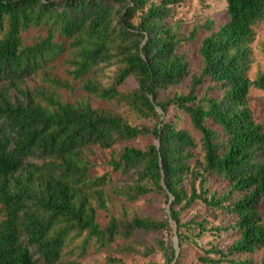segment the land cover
Here are the masks:
<instances>
[{
  "label": "trees",
  "instance_id": "1",
  "mask_svg": "<svg viewBox=\"0 0 264 264\" xmlns=\"http://www.w3.org/2000/svg\"><path fill=\"white\" fill-rule=\"evenodd\" d=\"M181 1L0 0V264H82L62 259L72 233L87 234L81 247L85 253L91 238L104 245L134 231L171 226L177 229L179 249L187 239L186 226L197 228L198 235L234 237L226 248L202 249L201 264H254L248 256L257 251L264 264L259 211L264 205V132L247 102L251 88L264 92L263 74L255 81L248 77L264 0H224L226 21L217 29L214 21L206 22L210 34L198 47L199 75H190L188 60L177 50L197 31L185 35L174 22ZM200 2L204 6L207 0ZM44 26L46 37L24 43L29 29ZM65 55L69 75L81 79L85 92L123 108L136 121L156 117L153 128L88 101L61 100L58 91L71 85L51 69ZM113 65L109 83L90 76ZM130 77L134 88L124 85ZM188 77L189 92L159 99L160 92ZM205 80L211 85L199 97L196 88ZM171 106L188 117L198 142L177 122L158 115ZM147 136L155 144L127 145ZM96 150L111 151V170L91 177ZM112 173L128 176L127 181L115 184ZM206 175L222 179L226 189L208 196ZM151 195L165 197V219L110 217L103 229L96 223L97 209L106 210L112 196L133 202ZM197 202L228 216L226 225L181 223L182 212ZM158 244L165 264H175L176 250L164 241ZM105 264L120 261L109 258Z\"/></svg>",
  "mask_w": 264,
  "mask_h": 264
},
{
  "label": "rangeland",
  "instance_id": "2",
  "mask_svg": "<svg viewBox=\"0 0 264 264\" xmlns=\"http://www.w3.org/2000/svg\"><path fill=\"white\" fill-rule=\"evenodd\" d=\"M158 1V0H157ZM208 7V8H205ZM226 4L224 0H207L204 6L201 5L200 0H182L180 5L175 8L174 22H178L181 32L185 31V35L197 28L193 36V40L178 46V53L183 54L189 62L190 75H199L202 64V58L198 53V47L203 38L210 34V31L205 29L207 21L215 22V29L226 21ZM134 25L138 23V17L133 20ZM48 27L31 28L25 33L24 43L30 44L33 41H38L39 38L46 37ZM254 42L251 44V64L248 70V77L251 81H255L259 74L264 75V20L258 23L255 28ZM63 39L56 38V41ZM66 55L60 57L55 63V68L51 69V73L63 81L69 82L71 90H60L58 96L61 100L68 103H75L76 101L84 100L90 102L95 108H103L108 110H115L117 113H123L130 123L140 124L150 129L153 128L157 122V118L141 119L136 121L133 116L125 114L123 108L113 106L107 102L96 99L93 95L88 94L82 89L81 79L75 80L68 71L72 69L68 61H65ZM117 66L113 65L109 69L98 73V77L92 73L90 76L97 79L102 84L109 83L116 72ZM124 85L129 88L136 87V82L133 78H128ZM211 83L205 80L201 85L197 86L196 93L199 97L203 95L205 89ZM190 90V78L188 77L179 85L170 87L167 91L160 92L159 99L166 100L172 98L178 93H187ZM248 106L252 112L255 122L262 126L264 132V92L251 88L247 98ZM158 115L162 119L171 122H177L178 127L184 128L189 131L196 142L199 140V135L192 129L188 117L176 107L171 106L167 109L166 113L158 111ZM155 144L153 137L147 136L139 138L134 143L127 144L133 147H144L147 145ZM120 146H125L121 144ZM118 148V147H117ZM196 160L201 159L199 148L194 150ZM112 158L111 151L96 150L94 156L91 158L94 169L91 171L92 176H101L103 173L110 171L111 166L109 161ZM194 165V162H191ZM199 169V168H198ZM115 184L124 183L127 181L128 176H123L120 173H112ZM206 182L203 185L204 189L208 191V196L214 192H221L226 189L227 185L222 179L214 176H207ZM198 185V182L195 183ZM169 206L165 203L163 195H151L140 198L133 202H126L121 198L111 197L106 202V210L97 209L96 223L100 229H103L110 217H115L122 221L134 217H149L152 220H163L167 217ZM262 217V224L264 225V205L259 207ZM2 216H0V219ZM181 223H189L190 221L200 222L206 221L209 227H216L226 225L229 217L222 215L220 212L210 209L207 206L197 202L191 208L182 212ZM187 227L182 230L187 239L181 242V248L178 247V238L176 236L177 229L171 226L166 231H157L151 233H143L141 231H134L128 238L118 236L109 244H100L95 238L87 240L86 251L82 253L81 247L86 240V233H82L79 237H74V233L70 234L67 238L66 245L62 252V259L77 260L82 264H105L109 258H115L120 261V264H165L163 251L159 246V241H164L166 247L173 248L177 252V262L175 264H201L198 258L202 256V249L207 250L211 245L218 248H226L233 241L234 237L222 235L217 237L210 232H204L198 235L197 228L187 230ZM253 259L254 264H260L262 254L257 251L253 256H248Z\"/></svg>",
  "mask_w": 264,
  "mask_h": 264
}]
</instances>
